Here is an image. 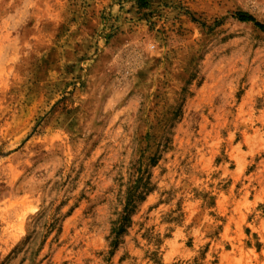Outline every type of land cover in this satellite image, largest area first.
<instances>
[{"label":"rangeland","instance_id":"obj_1","mask_svg":"<svg viewBox=\"0 0 264 264\" xmlns=\"http://www.w3.org/2000/svg\"><path fill=\"white\" fill-rule=\"evenodd\" d=\"M236 11L264 24V0H0V264H264V34Z\"/></svg>","mask_w":264,"mask_h":264},{"label":"trees","instance_id":"obj_2","mask_svg":"<svg viewBox=\"0 0 264 264\" xmlns=\"http://www.w3.org/2000/svg\"><path fill=\"white\" fill-rule=\"evenodd\" d=\"M234 16L236 19L242 22H250L252 23L256 28H258L263 34H264V24L260 21H258L253 15H251L248 12L245 11H236L234 13ZM217 21L215 22V24ZM151 190V186L148 180L144 181L142 179V176H140L137 179L136 184L134 185H129L127 188V199H126V204L123 208V213L120 216V219L118 220L116 226L112 230L113 232V238L111 240L112 245H115L116 242H118L120 235L123 234V232L126 230V226L128 222L130 221L129 218V212L134 206V203L137 200L143 199L144 194L146 192ZM55 222L54 217L51 218L50 223L48 224L49 227H53V223Z\"/></svg>","mask_w":264,"mask_h":264}]
</instances>
